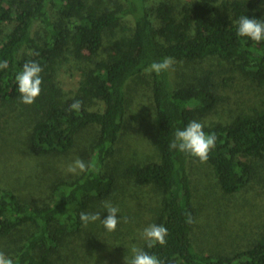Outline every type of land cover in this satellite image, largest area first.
Masks as SVG:
<instances>
[{
  "label": "trees",
  "instance_id": "obj_1",
  "mask_svg": "<svg viewBox=\"0 0 264 264\" xmlns=\"http://www.w3.org/2000/svg\"><path fill=\"white\" fill-rule=\"evenodd\" d=\"M175 1L159 0L149 7L146 0H125L124 6L102 8L88 0H0V62L7 61V67L0 68V110L20 105L34 111L26 145L35 155L60 158L51 172L52 199L43 204H28L15 190L40 181L42 167L31 161L27 169H17L6 158L2 162L0 242L14 264H56L65 238L83 226L80 213H88L90 202L112 193L116 179L105 166L116 153L132 79L144 83L155 109L157 160L129 164L125 173L135 184L159 192L152 224L168 230L165 245L149 248L144 240L140 248L164 264H264V226L252 244L230 254L195 250L191 234L197 210L187 162L199 159L169 148L178 129L193 120L202 123L205 133L217 136L206 162L221 191L233 195L255 178L257 168L264 169V108L208 123L218 102L210 74L175 85L169 70L145 72L150 63L165 57L194 61L215 56L264 84V40L257 43L237 35L241 16L264 20V0ZM120 20L129 33L115 41L108 56L96 59L104 33ZM28 61L43 69L41 92L31 105L20 102L15 81ZM69 63L79 71V80L77 90L65 94L57 77ZM74 100L82 101L79 111L69 110ZM91 127L97 136L85 161L88 170L68 173V151L76 136ZM67 174L70 179L63 176ZM185 213L195 222L186 223Z\"/></svg>",
  "mask_w": 264,
  "mask_h": 264
},
{
  "label": "rangeland",
  "instance_id": "obj_2",
  "mask_svg": "<svg viewBox=\"0 0 264 264\" xmlns=\"http://www.w3.org/2000/svg\"><path fill=\"white\" fill-rule=\"evenodd\" d=\"M159 0H146L152 7ZM195 0H176L180 5ZM91 6L114 7L125 5V0H88ZM54 9H50V12ZM155 21L154 16H151ZM41 30L42 28L38 26ZM129 33L124 20L103 36L96 59L105 58L112 51L116 40ZM171 82L175 85L194 83L204 74H210L218 95L215 113L211 121L227 122L238 113H250L264 108V84H259L242 73L229 60L209 56L194 61L174 60L169 69ZM79 71L71 64L59 71L57 84L63 93L75 92ZM127 111L120 132L114 157L105 169L113 174L116 184L109 197L89 203L88 213L107 216L105 203L118 209L119 223L115 231L106 230L99 221L83 224L77 233L65 238L63 247L57 252L56 264H125L132 257L131 248H140L144 242L142 231L152 224L154 209L161 196L152 186H141L126 175L129 164L157 160L154 144L155 109L148 98L145 85L138 79L129 81L126 87ZM36 113L23 106L11 110H0V167L4 158L27 169L31 162L44 170L43 177L36 184L28 182L15 187L19 197L28 204H43L52 199V170L57 168L59 157L39 156L30 152L26 136ZM97 136V129L88 128L76 136L67 157L72 163L79 158L86 161ZM18 154V155H17ZM34 154V155H33ZM191 177L192 200L197 210L196 223L192 230L194 248L198 252L230 254L252 244L264 226V169L257 168L255 178L241 191L225 195L211 172L207 162H187ZM70 179V174L63 175ZM1 177V176H0ZM13 178V177H12ZM12 180V179H11ZM128 222H124V218ZM5 248L0 242V252Z\"/></svg>",
  "mask_w": 264,
  "mask_h": 264
},
{
  "label": "clouds",
  "instance_id": "obj_3",
  "mask_svg": "<svg viewBox=\"0 0 264 264\" xmlns=\"http://www.w3.org/2000/svg\"><path fill=\"white\" fill-rule=\"evenodd\" d=\"M237 35L247 37L252 41L259 43L264 40V20H257L247 16H241L238 20ZM38 55V53H37ZM174 63L172 57H165L160 61H153L145 69L146 73L160 74L171 69ZM7 61L0 62V68H6ZM43 71L40 64L36 61L25 62L22 66V71L15 76L18 92L20 93V102L25 105H31L40 95L42 77L40 73ZM82 107V101L74 100L69 105V110L79 111ZM217 136L214 132L205 133L204 125L198 121H190L182 130H177L174 133V138L169 144L170 149H175L181 153H187L198 158L201 162L208 160L209 152L216 146ZM89 165L83 160L77 158L67 166L68 173L76 174L88 170ZM104 209L107 210V216L101 219L100 213H80L81 222L87 226L89 223L99 221L100 224L108 231H115L119 219L117 216L118 209L110 203L104 204ZM186 223H194L191 213H185ZM124 222H128V218H124ZM168 230L162 225L151 224L143 229L142 237L147 242V247L151 248L155 245H165L167 243L166 236ZM133 257L128 264H164V262L156 255L149 254L141 248L133 246L131 248ZM0 264H14L13 260L6 257L3 252H0Z\"/></svg>",
  "mask_w": 264,
  "mask_h": 264
}]
</instances>
